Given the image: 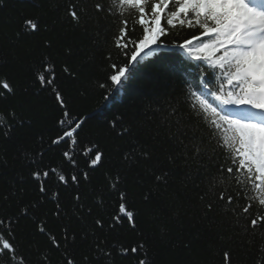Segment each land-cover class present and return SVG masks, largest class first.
<instances>
[{"label": "snow or ice", "instance_id": "1", "mask_svg": "<svg viewBox=\"0 0 264 264\" xmlns=\"http://www.w3.org/2000/svg\"><path fill=\"white\" fill-rule=\"evenodd\" d=\"M49 6L59 13L53 25L82 30L99 52L76 65L70 63L77 54L72 43L54 54L53 41L44 39L28 52L31 57L38 50L30 65L32 85L51 90L60 108L54 135L47 141L40 137L36 148L23 142L26 133L18 128L24 121L17 108L23 104L10 99L21 85L0 72V144L18 135L22 140L11 165L14 182L0 190V264H53L57 257L58 264H117V256L130 264H157L156 245L139 226L132 184L142 189L141 203L160 206L165 217L166 199L183 202L200 242L213 254L207 264H240L241 256L245 264H264V0H47L40 5ZM177 28L189 34L175 46L197 62L199 75L152 108L147 122L113 116L108 139L121 143L114 144L118 166H108V146L83 134L88 117L73 118L61 76L75 81L104 71L93 86L108 93L107 101L132 78L137 64L168 47L163 40ZM102 29L114 36V49L101 41ZM52 30L43 13L22 14L13 48L25 37ZM114 51L125 62H112ZM9 55L16 58L15 51H0V69L8 66ZM53 152L60 159L48 155ZM8 155L0 148L5 167ZM173 218L179 220L180 212ZM153 219L159 220L161 237L170 234L169 219ZM125 226L135 239H123ZM23 227L31 228V242L22 236Z\"/></svg>", "mask_w": 264, "mask_h": 264}, {"label": "trees", "instance_id": "2", "mask_svg": "<svg viewBox=\"0 0 264 264\" xmlns=\"http://www.w3.org/2000/svg\"><path fill=\"white\" fill-rule=\"evenodd\" d=\"M47 3V0H0V51L11 53L15 51V59L8 56V66L0 69V72H6L16 78L20 83L21 89L17 96L10 98L14 104H23L22 108H17L18 117L24 121L22 126H18L23 136V142L30 148H36L39 145V138L43 137L45 141L54 135L57 127L56 120L60 116V108L54 100L51 90H42L39 85H32V76L30 65L34 62L38 50L31 57L28 52L44 39H51L54 44L53 52L61 53L67 43H72L77 54L73 56L70 63L73 65L84 61L86 57L93 52L98 54L99 50L93 47V38L86 36L82 30L73 31L69 25H53L52 21L56 19L59 13L51 10L50 6L41 8V4ZM43 13L44 19L48 22V27L54 30L42 32L34 37H25L19 42L20 47L13 48V41L16 39V32L19 30L21 16ZM131 23V21H130ZM164 21L162 20V26ZM106 29L100 31L101 41L107 40V47L113 48L112 40L114 36L105 35ZM117 29L112 28V32ZM136 35L140 34L139 27L136 28ZM189 33L181 31L179 28L172 30V34L163 40L168 47L158 49L156 53L150 54L144 61L135 66L132 78L124 86L110 96L106 101L104 90L93 86L97 77L101 80L105 75L104 71L97 70L95 75H90L80 80H71L68 77L61 76L62 87L65 90L68 103L73 110V118L76 116H87L88 120L83 126V134L93 139H98L106 144L111 154L110 165L118 166V153L115 151L114 144L121 141H112L108 139L107 122L113 116L123 115L128 121L147 122L152 119L151 110L158 107L164 100H170L175 94H179L184 87L185 80H192L198 76L196 66L193 61L187 60L181 54V50L176 48V43ZM103 47V44H102ZM61 66L63 57L60 56ZM125 62V58L113 53L112 62ZM0 59V63H2ZM96 63H101V58L97 55ZM204 68L203 65L200 66ZM60 71V67L57 68ZM207 71V69H205ZM83 93V95L81 94ZM22 140L18 135L13 140L0 144V148L7 149L9 161L8 167L0 161V190L8 188L14 182L16 169L12 168L13 157L20 154ZM58 152V150H57ZM57 152L49 153L53 159H60ZM95 182H102L103 177L98 172L94 177ZM31 187V186H29ZM134 200L138 208L141 209L140 229L145 231L153 240L156 248L154 251L157 256V264H207L213 258V254L208 250L206 243H201L197 228L194 227L189 219L192 215L190 210L182 201L173 202L170 197L164 201V208L167 211V217L162 208L156 204H143L140 201L139 193L142 189L135 184L130 185ZM187 211V215L185 212ZM176 212H180L179 220L173 218ZM153 217L167 218L170 220L171 232L169 235L161 237L158 230L159 220ZM21 234L31 242L27 233L31 231L30 227L21 228ZM123 239L131 241L135 239L136 233L125 226L120 229ZM35 240L42 241L43 237L37 236ZM191 240V248L184 247ZM34 251V249H33ZM219 259V257H215ZM117 264H130L124 257H116ZM59 257L53 262L58 264ZM240 264H245V258L241 256Z\"/></svg>", "mask_w": 264, "mask_h": 264}]
</instances>
